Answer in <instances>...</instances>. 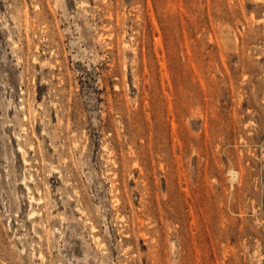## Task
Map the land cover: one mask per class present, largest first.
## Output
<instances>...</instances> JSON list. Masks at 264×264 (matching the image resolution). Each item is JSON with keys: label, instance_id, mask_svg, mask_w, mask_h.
I'll return each instance as SVG.
<instances>
[{"label": "rangeland", "instance_id": "1", "mask_svg": "<svg viewBox=\"0 0 264 264\" xmlns=\"http://www.w3.org/2000/svg\"><path fill=\"white\" fill-rule=\"evenodd\" d=\"M0 264H264V0H0Z\"/></svg>", "mask_w": 264, "mask_h": 264}]
</instances>
